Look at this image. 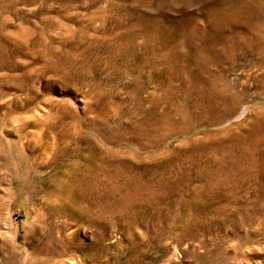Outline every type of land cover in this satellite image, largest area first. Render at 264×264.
Segmentation results:
<instances>
[{
	"label": "rangeland",
	"instance_id": "374dc122",
	"mask_svg": "<svg viewBox=\"0 0 264 264\" xmlns=\"http://www.w3.org/2000/svg\"><path fill=\"white\" fill-rule=\"evenodd\" d=\"M0 264H264V0H0Z\"/></svg>",
	"mask_w": 264,
	"mask_h": 264
}]
</instances>
